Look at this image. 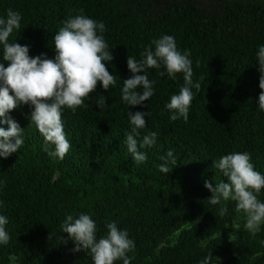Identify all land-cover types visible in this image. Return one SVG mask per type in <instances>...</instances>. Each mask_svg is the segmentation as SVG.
Returning a JSON list of instances; mask_svg holds the SVG:
<instances>
[{"label": "trees", "instance_id": "1", "mask_svg": "<svg viewBox=\"0 0 264 264\" xmlns=\"http://www.w3.org/2000/svg\"><path fill=\"white\" fill-rule=\"evenodd\" d=\"M8 9L22 15L21 30L9 41L28 45L33 57L54 58V36L68 17L83 14L103 22L113 54L104 63L117 83L104 90L98 82L84 106L63 110L71 148L62 160L43 150L29 105L9 113L24 129V143L0 157V181L5 182L0 214L9 219L11 237L0 245V264H93L87 252L71 251V240L61 241L67 238L60 227L66 216L81 212L96 222L97 238L107 234V222L127 230L135 243L127 253L130 264H198L209 251L211 264H264V224L250 234L231 200L220 216L221 205L207 202L212 193L205 187L206 180L213 187L227 182L212 164L233 152L250 153L255 170L264 174L256 56L264 45V0H0V17ZM163 35L173 36L181 52L191 51L192 79L201 84L199 92L192 88L187 122L170 120L166 108L184 85L183 73L173 80L163 67L147 69L156 81L151 99L127 106L121 98L122 81L132 75L128 55L141 59L140 53L150 45L154 50L152 41ZM0 62L7 67L2 46ZM102 95L108 106L101 110L95 101ZM128 111L151 112L138 141L148 132L158 133L156 145L139 149L147 156L140 164L124 143L132 127ZM168 150L177 164L169 163L166 174L159 165ZM258 199L264 202V188Z\"/></svg>", "mask_w": 264, "mask_h": 264}, {"label": "clouds", "instance_id": "2", "mask_svg": "<svg viewBox=\"0 0 264 264\" xmlns=\"http://www.w3.org/2000/svg\"><path fill=\"white\" fill-rule=\"evenodd\" d=\"M21 21V13L12 9L7 10L6 17H0L2 61L7 62V67L0 62V117L3 118L0 124L8 125L7 129L0 127V157L7 158L23 145L24 129L9 113L22 105H29L32 110L28 117L44 138L43 150L50 157L62 160L71 148L64 130L63 110L67 108L75 112L84 106L98 82L104 90L117 83L116 75L109 72L104 63L113 59L112 49L103 36L106 25L83 14L68 17L54 36L55 56L48 58L46 53L30 56L28 45L9 41L14 31L21 30ZM152 45L154 50L148 46L140 53L139 60L128 55L127 67L132 75L122 81L121 98L127 106L143 105L144 101L151 99L156 81L148 78L147 69L163 67L173 80L178 73H183L184 85L178 94L171 96L166 108L172 112L170 120L183 118L187 122L195 95L192 88L195 87L197 92L201 89V84L194 83L192 79L191 51L178 50L171 35L153 40ZM256 56L261 89L258 107L264 111V45L259 46ZM158 74L164 76L165 72ZM95 103L101 110L108 106L104 95ZM127 116L132 127L125 133L124 143L132 160L140 164L147 160V156L139 149L156 145L158 133L148 132L138 141L141 136L139 130L146 127L145 117H150L151 112L128 111ZM49 145L53 147L50 149ZM160 160L163 163L159 165V171L166 174L172 169L169 163L172 166L177 164L172 150H168ZM212 165L227 182L221 181L213 187L206 180L205 187L212 193L207 202L220 204L219 215L224 216L228 211L226 202L234 201L236 212L244 214V228L255 236L264 224V202L258 199L264 188V174L255 170L251 154L246 151L223 155ZM4 183L0 181V184ZM8 223V217L0 214V245H7L11 239L6 230ZM60 227L62 233L67 234V238L61 236V241L67 244L71 240L74 244L71 251L87 252L93 264H115L118 260L130 264L131 258L127 253L135 249L134 240L115 221L106 223L107 234L99 238L96 222L90 214L83 212L78 217L68 214ZM212 258V251H209L198 264H211Z\"/></svg>", "mask_w": 264, "mask_h": 264}, {"label": "rangeland", "instance_id": "3", "mask_svg": "<svg viewBox=\"0 0 264 264\" xmlns=\"http://www.w3.org/2000/svg\"><path fill=\"white\" fill-rule=\"evenodd\" d=\"M215 264H219V263L217 262V263H215Z\"/></svg>", "mask_w": 264, "mask_h": 264}]
</instances>
